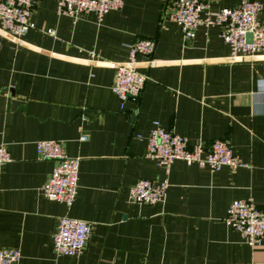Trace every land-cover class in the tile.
<instances>
[{
    "label": "crops",
    "instance_id": "1",
    "mask_svg": "<svg viewBox=\"0 0 264 264\" xmlns=\"http://www.w3.org/2000/svg\"><path fill=\"white\" fill-rule=\"evenodd\" d=\"M121 1L98 22L32 0L33 29L20 39L0 30V144L11 159L0 169V249H17V264H264V239L250 248L223 223L234 200L250 199L264 215V53L230 59L215 26L184 41L163 18L170 0ZM202 1L218 11L241 0ZM249 1L260 4L264 27V0ZM139 39L154 41L150 62L137 58L146 80L139 99L120 107L114 67ZM154 122L189 145L226 140L248 168L175 160L165 172L144 157ZM42 140L78 159L69 207L40 192L53 166L35 155ZM139 179H166L163 202H130ZM62 216L90 226L75 257L52 251Z\"/></svg>",
    "mask_w": 264,
    "mask_h": 264
},
{
    "label": "built area",
    "instance_id": "2",
    "mask_svg": "<svg viewBox=\"0 0 264 264\" xmlns=\"http://www.w3.org/2000/svg\"><path fill=\"white\" fill-rule=\"evenodd\" d=\"M54 1L57 14L72 21L83 13L91 12L100 22L103 15L118 10L122 5L121 0ZM32 7V0H0V30L14 39L23 37L34 27L30 19ZM260 9L258 2L249 0H241L235 8L218 11H210L202 0H170L163 18L179 27L184 41L192 40L199 26L218 27L219 38L227 45L229 58L233 60L264 53V27L256 20ZM44 33L53 36L51 29ZM247 35L250 37L247 38ZM153 49V40H136L128 47L126 61L115 65L110 91L120 107L127 100L139 99L146 76L137 72V58L149 63ZM90 56L93 54L90 53ZM81 140L85 139L82 137ZM34 152L38 159L53 163L49 176L40 188L42 196L69 207L76 195L78 159L66 156L60 143L50 140L36 141ZM144 157L165 172L175 160L183 161L186 165L206 167L212 172L222 167L231 170L248 168V164L232 153L226 140H213L207 145H189L186 139L161 129L156 122L152 123L148 132ZM10 161L8 152L0 144V169ZM167 187L166 179L158 182L139 179L130 188L128 199L136 204L162 203ZM223 223L239 233L250 248L259 247L264 239V215L250 199L231 201ZM89 233L88 223L59 217L51 240L53 253L56 256H77L84 249ZM18 260L17 249H0V264H17Z\"/></svg>",
    "mask_w": 264,
    "mask_h": 264
},
{
    "label": "water",
    "instance_id": "3",
    "mask_svg": "<svg viewBox=\"0 0 264 264\" xmlns=\"http://www.w3.org/2000/svg\"><path fill=\"white\" fill-rule=\"evenodd\" d=\"M246 37H247V38H249L250 36H249V35H247Z\"/></svg>",
    "mask_w": 264,
    "mask_h": 264
}]
</instances>
